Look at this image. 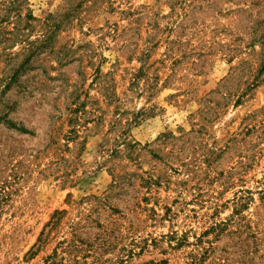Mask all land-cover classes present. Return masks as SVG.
I'll list each match as a JSON object with an SVG mask.
<instances>
[{
	"label": "rangeland",
	"instance_id": "rangeland-1",
	"mask_svg": "<svg viewBox=\"0 0 264 264\" xmlns=\"http://www.w3.org/2000/svg\"><path fill=\"white\" fill-rule=\"evenodd\" d=\"M0 264H264V0H0Z\"/></svg>",
	"mask_w": 264,
	"mask_h": 264
},
{
	"label": "trees",
	"instance_id": "trees-1",
	"mask_svg": "<svg viewBox=\"0 0 264 264\" xmlns=\"http://www.w3.org/2000/svg\"><path fill=\"white\" fill-rule=\"evenodd\" d=\"M36 20L37 19L33 15H30L28 16L27 24L31 25L30 22ZM56 27H59V24H57ZM40 31L41 32L35 41H31L30 38L26 37L24 34V30H22V32L19 34V37L21 38L20 43H24L23 49L29 51V53L25 56L24 61L10 74V83L6 84L5 88L9 87L11 85V82H15L19 76L25 73L28 69L32 68V64L30 63L32 56L35 55V51L40 47L46 45L47 41L50 39V36L54 35L52 26L46 22L42 24V28ZM76 248L78 249V246H76Z\"/></svg>",
	"mask_w": 264,
	"mask_h": 264
}]
</instances>
